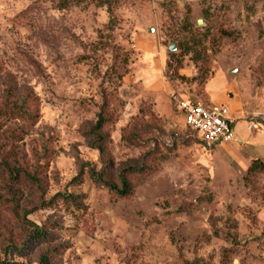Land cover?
Returning a JSON list of instances; mask_svg holds the SVG:
<instances>
[{
	"label": "rangeland",
	"instance_id": "374dc122",
	"mask_svg": "<svg viewBox=\"0 0 264 264\" xmlns=\"http://www.w3.org/2000/svg\"><path fill=\"white\" fill-rule=\"evenodd\" d=\"M98 2L0 0V95L29 93L38 116L0 121L23 132L9 161L27 173L44 163L47 199L67 188L84 197L86 212L53 233L70 245L63 263L264 264V173L243 181L248 145L263 143L246 126L264 122V0H110L111 15ZM150 60L170 95L226 106L236 142L204 151L170 95H156L155 111L142 88ZM102 106L109 141L91 150ZM107 165L114 184L115 170H138L131 196L90 178ZM17 233L0 204V262L36 264L5 255Z\"/></svg>",
	"mask_w": 264,
	"mask_h": 264
},
{
	"label": "trees",
	"instance_id": "16d2710c",
	"mask_svg": "<svg viewBox=\"0 0 264 264\" xmlns=\"http://www.w3.org/2000/svg\"><path fill=\"white\" fill-rule=\"evenodd\" d=\"M99 1L98 3L106 5L107 12L111 15L110 0ZM191 53L195 58L200 57L199 50ZM13 94L8 92L0 95V121L34 124L38 116L31 107L30 94L25 93L22 96ZM108 116L110 119V112L102 106L96 122L89 131L88 147L91 150L102 151L104 143L109 141V133L104 131L109 121ZM22 134L20 129L0 126V204L14 218L18 229V239L9 238L4 253L5 255L14 254L21 259L35 256L36 264H64L63 257L70 245L64 239H55L53 233L62 230L63 217L68 216L71 219L86 212L84 197L80 191L67 188L63 193L55 194L47 199L48 182L45 176V164L39 163L31 173H27L22 168L18 169L19 164L16 160L12 163L9 161V150L22 140ZM112 170L113 167L107 165L99 174L90 171L89 176L119 198L131 196L133 186L130 176L133 172L138 173V170L131 168L115 170L116 185L111 180ZM263 173L264 160H251L243 181ZM43 209H48L53 214L40 225L27 219L32 213ZM12 234L11 231L8 232V236ZM0 264L18 263L5 259ZM222 264H231V262L224 256Z\"/></svg>",
	"mask_w": 264,
	"mask_h": 264
},
{
	"label": "built area",
	"instance_id": "2783aa9c",
	"mask_svg": "<svg viewBox=\"0 0 264 264\" xmlns=\"http://www.w3.org/2000/svg\"><path fill=\"white\" fill-rule=\"evenodd\" d=\"M170 100L179 110L185 126L193 132L204 151H210L218 144L233 141L232 126L228 109L224 105H203L189 99H178L172 93ZM247 131L258 132L259 126L255 123L247 125Z\"/></svg>",
	"mask_w": 264,
	"mask_h": 264
},
{
	"label": "crops",
	"instance_id": "0c3cea01",
	"mask_svg": "<svg viewBox=\"0 0 264 264\" xmlns=\"http://www.w3.org/2000/svg\"><path fill=\"white\" fill-rule=\"evenodd\" d=\"M137 38H140V35H138ZM147 45L150 47L149 42ZM149 47H148V49H149ZM143 50H146V49H143ZM142 52L145 53V51H142ZM150 61H151V68H149L148 74L146 76H144L142 79V85H143L142 88H143L144 93H145V98H147L148 100L151 101V103L153 104V108L155 109V111H157L156 95L158 96V95L162 94L166 98L169 99V95H170L169 93L172 91V89L163 80L162 68L159 67V65L156 63V61H153V60H150ZM230 112L231 111L228 110L229 116L234 122L233 125H235V117H232ZM249 123H255L259 126V131L256 133H262L263 134V138L261 139L263 143L248 145V147H249V149L247 150L248 161L250 162L251 160H256V159L264 160V122L263 121H261V122L260 121H250V122H248V124ZM233 128H234V126H232V134H233V141L232 142H236V140L234 138Z\"/></svg>",
	"mask_w": 264,
	"mask_h": 264
},
{
	"label": "water",
	"instance_id": "95a60500",
	"mask_svg": "<svg viewBox=\"0 0 264 264\" xmlns=\"http://www.w3.org/2000/svg\"><path fill=\"white\" fill-rule=\"evenodd\" d=\"M202 25V20H197L196 21V26H201ZM167 53H173L175 52V47L173 44L169 43V46L166 49Z\"/></svg>",
	"mask_w": 264,
	"mask_h": 264
}]
</instances>
